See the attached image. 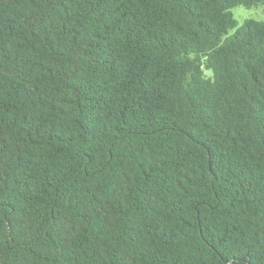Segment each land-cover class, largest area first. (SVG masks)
Instances as JSON below:
<instances>
[{
  "label": "trees",
  "instance_id": "1",
  "mask_svg": "<svg viewBox=\"0 0 264 264\" xmlns=\"http://www.w3.org/2000/svg\"><path fill=\"white\" fill-rule=\"evenodd\" d=\"M263 1L0 0V264H264Z\"/></svg>",
  "mask_w": 264,
  "mask_h": 264
},
{
  "label": "rangeland",
  "instance_id": "2",
  "mask_svg": "<svg viewBox=\"0 0 264 264\" xmlns=\"http://www.w3.org/2000/svg\"><path fill=\"white\" fill-rule=\"evenodd\" d=\"M235 18L238 20V24H242V22L246 18H254L256 20L264 19V1L259 3L254 7H246L244 5H236L232 8ZM235 30L232 29L231 32Z\"/></svg>",
  "mask_w": 264,
  "mask_h": 264
},
{
  "label": "water",
  "instance_id": "3",
  "mask_svg": "<svg viewBox=\"0 0 264 264\" xmlns=\"http://www.w3.org/2000/svg\"><path fill=\"white\" fill-rule=\"evenodd\" d=\"M242 260H244V261H247V259H246V258H242ZM232 262H233V263H235V262H236V260H233Z\"/></svg>",
  "mask_w": 264,
  "mask_h": 264
}]
</instances>
